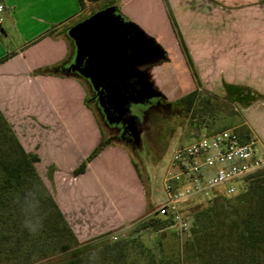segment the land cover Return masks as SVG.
I'll use <instances>...</instances> for the list:
<instances>
[{
  "label": "crops",
  "instance_id": "crops-1",
  "mask_svg": "<svg viewBox=\"0 0 264 264\" xmlns=\"http://www.w3.org/2000/svg\"><path fill=\"white\" fill-rule=\"evenodd\" d=\"M23 1L0 0V112L24 151L38 158L35 169L79 242L131 227L166 197L162 168L143 157L141 169L130 149L112 141L74 175L106 139L84 80L62 75L73 53L65 33L100 5L113 6L162 50L165 60L140 72L146 83H155L156 66L174 61L212 94L223 96L229 84L261 95L238 105L236 128L264 152V0H100L83 8L78 0ZM173 74L180 82L182 73Z\"/></svg>",
  "mask_w": 264,
  "mask_h": 264
},
{
  "label": "trees",
  "instance_id": "trees-1",
  "mask_svg": "<svg viewBox=\"0 0 264 264\" xmlns=\"http://www.w3.org/2000/svg\"><path fill=\"white\" fill-rule=\"evenodd\" d=\"M99 1L78 0V3L83 8L86 3ZM182 52L188 59L183 46ZM188 65L192 71L189 59ZM48 72L47 69L43 73ZM223 90L221 98L209 92L206 95L237 106L262 99L248 87L223 84ZM199 98L200 93L194 89L175 100V104L188 114ZM86 102L90 103L88 99ZM238 134L244 141L251 137L247 132ZM110 141L108 138L102 141L74 175L82 173ZM37 162L35 155L24 151L0 112V264H95L98 261L126 264L125 256L132 240L111 241L107 236L86 242L76 239L39 177L35 169ZM134 166L137 168L138 164ZM243 182L242 192L233 196L216 194L211 202L193 208L191 238L184 247L185 263L264 264V170L245 177ZM151 210H146L129 234L170 226V218L152 216ZM91 241H99L102 249L81 258L78 251ZM73 252L78 254L62 258L63 254ZM148 264L163 262L157 263L150 256Z\"/></svg>",
  "mask_w": 264,
  "mask_h": 264
},
{
  "label": "rangeland",
  "instance_id": "rangeland-1",
  "mask_svg": "<svg viewBox=\"0 0 264 264\" xmlns=\"http://www.w3.org/2000/svg\"><path fill=\"white\" fill-rule=\"evenodd\" d=\"M11 2H16L19 6L24 5L23 0H9V3ZM99 7L100 10L103 9L101 5ZM169 53L172 54V52ZM180 61L179 59V63ZM180 66V64L175 66V62L170 61L169 63L164 62L152 70L155 83L150 84V86L154 92L159 89L165 98L150 99L149 104L139 105L133 109V114L139 118L138 142L133 151L128 143L118 140V133L115 130L108 129L101 121V116L98 114L94 103L90 100L93 97V91L83 81L87 88L88 100L96 112L105 139H111L113 143L122 144L130 149L141 169L143 166L142 158L144 157L150 168H155L158 171L161 167L164 173V170L169 166L174 145L188 143L197 137L212 134L225 128H235L237 131L236 127L239 124L238 106L207 96V91L197 81L196 76L194 77L193 73L192 75L189 73V75H184L186 74V69ZM174 70L182 73L180 75L181 83L179 81L176 82L173 74ZM190 88L197 89L200 93V98L190 113L185 114L181 107L175 104V100H177L182 89L186 91ZM216 96L218 98L222 97ZM124 139L126 140V137ZM206 204L205 200L195 198L183 205L182 212L189 220V229L181 234H177L175 229L169 226L157 231L148 228L138 233L129 234L130 230L135 228L138 223L123 230L124 236L118 240L122 239L121 242L133 241V244L126 252L125 263L148 264L150 256H153L157 263L188 264L184 262V247L191 238V219L194 216L192 210L196 206L202 207ZM151 215H157L154 209L151 210ZM102 246L99 241H91L78 252L81 258L87 257L99 252ZM78 252L63 254L62 258H69L78 254ZM95 264L102 263L98 261Z\"/></svg>",
  "mask_w": 264,
  "mask_h": 264
},
{
  "label": "water",
  "instance_id": "water-1",
  "mask_svg": "<svg viewBox=\"0 0 264 264\" xmlns=\"http://www.w3.org/2000/svg\"><path fill=\"white\" fill-rule=\"evenodd\" d=\"M65 34L73 53L61 71L88 84L101 121L133 151L139 132L133 109L159 98L140 72L144 65L164 61L162 50L113 6L93 13Z\"/></svg>",
  "mask_w": 264,
  "mask_h": 264
},
{
  "label": "built area",
  "instance_id": "built-area-1",
  "mask_svg": "<svg viewBox=\"0 0 264 264\" xmlns=\"http://www.w3.org/2000/svg\"><path fill=\"white\" fill-rule=\"evenodd\" d=\"M3 6L0 4V23ZM264 170V152L250 137L241 140L235 128L197 137L173 146L169 166L163 173L165 200L155 213L170 218L169 227L181 234L189 229L182 207L192 199L211 202L216 194L233 196L245 188L243 179ZM123 231L108 236L111 241L123 237Z\"/></svg>",
  "mask_w": 264,
  "mask_h": 264
}]
</instances>
